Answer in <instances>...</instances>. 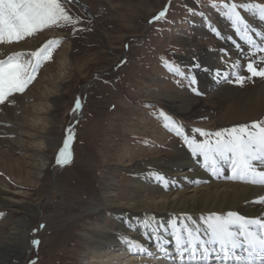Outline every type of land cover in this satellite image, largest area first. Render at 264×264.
I'll list each match as a JSON object with an SVG mask.
<instances>
[{
	"label": "rangeland",
	"instance_id": "obj_1",
	"mask_svg": "<svg viewBox=\"0 0 264 264\" xmlns=\"http://www.w3.org/2000/svg\"><path fill=\"white\" fill-rule=\"evenodd\" d=\"M61 3L73 23L12 43L24 46L13 53L27 54L49 39L62 42L27 89L0 107L6 119L2 128L13 131L0 129V191L24 205L19 209L0 205V239L14 230L20 217L26 219L18 227L17 249L7 250L17 264H89L87 231L99 222L117 220L113 206L127 196L136 163L163 154L165 143H184L164 126L160 112L190 135L204 122L174 109L167 96L177 91L197 95L193 89L202 90L198 68L190 72L197 81L190 86L187 79L170 72L165 61L189 71L199 51L218 48L217 21L225 3H236L250 17L256 9L239 6L264 5V0ZM165 8L166 16L153 20ZM103 71L107 73L95 78ZM235 81L232 84L243 90L258 84L253 77ZM77 98L85 104L71 146L73 158L60 166L56 159L75 122ZM24 134L34 138L24 142ZM33 144L41 145L40 151L30 149ZM94 206L100 209L93 211Z\"/></svg>",
	"mask_w": 264,
	"mask_h": 264
},
{
	"label": "bare ground",
	"instance_id": "obj_2",
	"mask_svg": "<svg viewBox=\"0 0 264 264\" xmlns=\"http://www.w3.org/2000/svg\"><path fill=\"white\" fill-rule=\"evenodd\" d=\"M250 15L245 17L243 14L250 25L249 33L258 45L264 46V36L257 34L264 33V21L259 19L258 9ZM219 18L216 28L220 36L218 48L213 52L197 53L196 63L201 67L196 69L201 75L202 90L197 95L167 92L174 109L190 117L204 118V122L196 128L211 133L215 132L211 128L251 126L255 121L264 124V77H253L258 80V84L249 90L232 84L237 75L250 77L246 71V59L259 60L264 57V52L249 46L225 15ZM23 47L16 43L0 45V59ZM237 63L239 67H233ZM217 69L221 72L219 77L214 76ZM17 97L22 98L24 95ZM8 99H12V96ZM5 121L1 114L0 129ZM5 131L13 134L8 128ZM24 136V142L34 138L33 135ZM165 145L163 154L146 157L132 169L134 180L127 190V196L113 206L117 208V220L99 222L89 228L91 231H87L89 264H180L174 237L169 234L171 229L169 227L167 232L163 229L170 226L173 219L179 218L183 222L184 214L190 215L200 225L203 224L202 217L210 213L226 214L233 211L245 217H264V204L259 203V198L264 196V186L231 179L228 163L218 164L220 174L214 176L209 168L211 160L205 161L193 155L184 143L170 142ZM40 147L34 148L33 144L30 149L40 151ZM162 150L156 151L157 154ZM260 167L264 168V165ZM154 173L165 176L168 184L159 183ZM0 205L17 209L24 206L21 201L8 198L1 191ZM91 209L98 211L100 207ZM24 223L26 219L20 217L15 222L14 230L0 239V251L4 253L0 257L2 264H17V260L9 259V252L17 249L18 227ZM186 223L195 227L191 221ZM158 225L162 226L160 236L163 237L159 243L166 251L157 248L155 237L149 238ZM128 240L139 242L152 255L138 251L135 245L129 247ZM183 264H202L201 257L199 254L196 257L185 254ZM212 264H219L215 257L212 258Z\"/></svg>",
	"mask_w": 264,
	"mask_h": 264
},
{
	"label": "snow or ice",
	"instance_id": "obj_3",
	"mask_svg": "<svg viewBox=\"0 0 264 264\" xmlns=\"http://www.w3.org/2000/svg\"><path fill=\"white\" fill-rule=\"evenodd\" d=\"M215 7V5H213ZM224 15L231 21L236 32L241 34L246 43L264 52V46L258 45L249 33L250 25L241 14L236 3L223 5ZM248 10L258 9L259 19L264 21V5H241ZM167 8L160 11L153 20L164 18ZM71 17L61 0H0V45L12 44L34 36L38 32L53 26L73 23ZM78 22V21H77ZM216 31V30H214ZM219 35V33L217 32ZM264 36V33H257ZM59 40L49 39L37 50L30 53H13L6 59H0V104H3L10 96L23 93L35 80L42 65L50 61ZM255 55V53H253ZM27 56V58H26ZM165 66L174 75L187 79L190 86L197 83L190 72L200 68L199 63H194L189 71L172 62L165 61ZM233 67H239V63ZM246 71L250 77H264V57L259 60L250 59L246 64ZM215 77L221 76L217 69ZM245 77L237 75L236 83H243ZM199 94L197 89H193ZM82 108L77 98L73 112ZM160 117L165 121L164 126L176 136L182 138L184 144L193 155L211 160L209 168L214 176L220 174L217 167L220 163H228L231 169V179L250 182L254 185L264 186V124L259 121L249 125H239L232 128H224L214 133L201 128H195L190 135L184 127L163 111ZM215 139H211V137ZM199 137V138H198ZM74 139L71 128L60 148L56 163L64 166L70 163V142ZM154 178L162 185H167L168 180L160 173H154ZM259 203L264 204V196L259 198ZM187 221L195 227L189 226ZM200 225L188 214L183 215V222L173 219L170 226L164 227L175 240L176 255L181 258L183 264L185 254L189 257L200 255L202 264H212V258L219 264H264V217H245L237 212L229 211L226 214L210 213L202 217ZM162 226H157L149 238L155 237L157 248L166 251L159 243ZM202 229V231H201ZM206 237V239L204 238ZM129 247L135 245L138 251L151 256L142 244L128 240ZM38 245L39 241H33Z\"/></svg>",
	"mask_w": 264,
	"mask_h": 264
},
{
	"label": "water",
	"instance_id": "obj_4",
	"mask_svg": "<svg viewBox=\"0 0 264 264\" xmlns=\"http://www.w3.org/2000/svg\"><path fill=\"white\" fill-rule=\"evenodd\" d=\"M84 9H86V8L84 7ZM86 10H87V9H86ZM120 63H121V62H120ZM120 63H117L115 66L117 67ZM105 73H107V72H104V71H103V72H98V73L95 75V78H96V77H99L100 75L105 74ZM91 82H92V81L88 82V84H87V86H86L87 89H88L89 85L91 84ZM81 104H82V108H81L80 110H78V113H77V115H76L75 122H74L72 125L69 126V128H71L72 132L74 133V136H75V133H76V127H77L78 121L80 120V118H81L82 115H83V110H84V104H85V101H83ZM69 128H68V129H69ZM67 135H68V130H67ZM72 143H73V140L70 142V147H69L70 160L73 158V153H72V148H71Z\"/></svg>",
	"mask_w": 264,
	"mask_h": 264
}]
</instances>
